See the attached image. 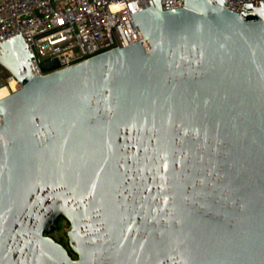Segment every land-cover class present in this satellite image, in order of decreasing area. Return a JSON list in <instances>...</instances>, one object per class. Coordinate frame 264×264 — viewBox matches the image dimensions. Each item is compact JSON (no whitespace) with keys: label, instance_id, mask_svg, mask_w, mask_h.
<instances>
[{"label":"water","instance_id":"1","mask_svg":"<svg viewBox=\"0 0 264 264\" xmlns=\"http://www.w3.org/2000/svg\"><path fill=\"white\" fill-rule=\"evenodd\" d=\"M149 2L146 46L45 75L0 44V264H264V2Z\"/></svg>","mask_w":264,"mask_h":264},{"label":"built area","instance_id":"2","mask_svg":"<svg viewBox=\"0 0 264 264\" xmlns=\"http://www.w3.org/2000/svg\"><path fill=\"white\" fill-rule=\"evenodd\" d=\"M183 1L160 0V5L162 9H174L183 6ZM250 2L258 6L264 0H226V8L240 13L245 9L242 4ZM149 4V0H0V44L20 35L36 52L37 57L32 46L27 48L33 58L30 60L33 73L45 75L48 71L42 72L38 60L76 47L83 57L59 65L58 69L115 48L117 44L123 47L134 40H143L146 46L138 26L132 25L131 14ZM9 80L17 84L12 74L0 65V89L5 88L7 94L10 91L5 83L14 91Z\"/></svg>","mask_w":264,"mask_h":264},{"label":"rangeland","instance_id":"3","mask_svg":"<svg viewBox=\"0 0 264 264\" xmlns=\"http://www.w3.org/2000/svg\"><path fill=\"white\" fill-rule=\"evenodd\" d=\"M11 82H13L12 80H9ZM6 86L8 87L10 93L12 92L10 87L8 86L7 83H5ZM19 83L14 84V82L12 83L11 87H14V90H16L17 88H19ZM57 228L53 231H51L50 233H48L47 235H49L50 237H52L55 241L59 242L60 244H62L71 254L72 258H76V255L74 253H72L69 250L68 247V240H67V231L69 230V223L64 219V218H60L58 220L57 223Z\"/></svg>","mask_w":264,"mask_h":264},{"label":"bare ground","instance_id":"4","mask_svg":"<svg viewBox=\"0 0 264 264\" xmlns=\"http://www.w3.org/2000/svg\"><path fill=\"white\" fill-rule=\"evenodd\" d=\"M12 83L13 82H11L10 85H12ZM6 95H8L6 89L5 88L0 89V97L2 96L5 97Z\"/></svg>","mask_w":264,"mask_h":264}]
</instances>
